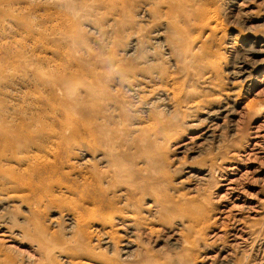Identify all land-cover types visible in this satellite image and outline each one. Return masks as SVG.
Wrapping results in <instances>:
<instances>
[{"label":"rangeland","instance_id":"obj_1","mask_svg":"<svg viewBox=\"0 0 264 264\" xmlns=\"http://www.w3.org/2000/svg\"><path fill=\"white\" fill-rule=\"evenodd\" d=\"M238 2L0 0V264H264V84L232 73L264 0Z\"/></svg>","mask_w":264,"mask_h":264},{"label":"bare ground","instance_id":"obj_2","mask_svg":"<svg viewBox=\"0 0 264 264\" xmlns=\"http://www.w3.org/2000/svg\"><path fill=\"white\" fill-rule=\"evenodd\" d=\"M236 1H239L238 2V6H240L242 3L245 2V0H242V1L241 0H236ZM209 18L210 19H214L215 17L214 16H211ZM259 38L260 37L255 36V39L253 40V42H251V45H249V47L246 48V55L248 56V58H246L245 55L241 56L240 59L238 60L237 66L234 67L235 69H233V71H232V73H234V75H235L233 78L234 79H239L241 81H245L244 82L245 85H243V86H246L247 85V89H248V87H250L249 90L250 89L251 90L252 89H257V87H260L261 85L264 84V56L261 59L254 57V56H258V55H264V43H262ZM253 43L254 44L257 43L258 45L255 46V45H253ZM244 51H245V49H244ZM238 54H239V52H238ZM243 54H244V52H243ZM240 55H242V53ZM236 57H237V55H236ZM218 58H220V57H218ZM235 65H236V63H235ZM238 95H240V93ZM235 101H237V100H235ZM256 102H259V101L254 100V99L253 100H250L247 104L244 105V107L245 108L247 107V109H249L250 112L254 111L253 112L254 114L255 113H257V114L264 113V101H261V102H259L257 104H256ZM228 112H232V108L227 105V106H219L213 112H209L208 114L209 115H213L214 114L218 118V117H221V116L226 115ZM207 117H208V115H207ZM207 117H206V119H207ZM251 119H252V117H251ZM233 189L235 190V188H233ZM97 213H101L103 215V212L102 211L101 212H97ZM101 214H98V216H96L93 219L89 220V224H92V225L99 224L101 226L102 225V222L104 223V218L102 217ZM81 217H82V215L79 214V213L76 215V218H81ZM73 218H74L73 219V221H74L76 218L74 216H73ZM113 219H114L113 214H110L109 220L111 221ZM106 220L108 221V216H106ZM124 225H127V224H124ZM238 228H241V227H238ZM241 232H243V231H241ZM98 234L101 237L102 243L106 247H110V246L111 247H114L115 245H117V244L120 243V240L122 238L120 235H118L117 233H115L114 231H112V229L111 230H108V228L107 229L105 228L101 233H98ZM235 236H237V235H235ZM130 239L131 238H129V240H125V242L122 243L123 246L121 247L120 250L116 249L117 252L122 251L123 255H125V258L126 257H129L130 254H128V253L130 251H132V241Z\"/></svg>","mask_w":264,"mask_h":264}]
</instances>
